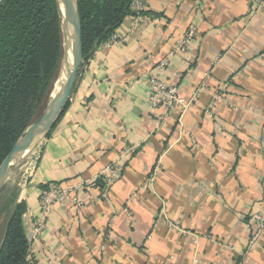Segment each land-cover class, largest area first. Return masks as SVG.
Listing matches in <instances>:
<instances>
[{
	"label": "crops",
	"instance_id": "crops-1",
	"mask_svg": "<svg viewBox=\"0 0 264 264\" xmlns=\"http://www.w3.org/2000/svg\"><path fill=\"white\" fill-rule=\"evenodd\" d=\"M143 5L145 16L127 17L118 41L84 62L52 135L12 174L27 203L31 256L37 264H264V233L252 242V216L264 212V9L255 0ZM151 75L187 100L203 90L182 117L159 123ZM125 149L133 153L124 175L103 194L94 183ZM64 182L90 184L82 208L58 205L32 238L40 190Z\"/></svg>",
	"mask_w": 264,
	"mask_h": 264
},
{
	"label": "trees",
	"instance_id": "trees-1",
	"mask_svg": "<svg viewBox=\"0 0 264 264\" xmlns=\"http://www.w3.org/2000/svg\"><path fill=\"white\" fill-rule=\"evenodd\" d=\"M77 2L85 61L127 17L147 14L134 10L133 0ZM62 56L57 0H0V166L26 129L40 117L60 73ZM94 186L103 191V178L99 177ZM21 195L16 185L6 184L0 191V219L5 221L1 224L0 264H37L24 227L27 203Z\"/></svg>",
	"mask_w": 264,
	"mask_h": 264
},
{
	"label": "built area",
	"instance_id": "built-area-1",
	"mask_svg": "<svg viewBox=\"0 0 264 264\" xmlns=\"http://www.w3.org/2000/svg\"><path fill=\"white\" fill-rule=\"evenodd\" d=\"M133 7L138 12L145 11L143 0H133ZM256 10L264 9V0H255ZM143 15L139 14L137 18L141 19ZM193 37L191 32L183 43L180 45V51L184 52L188 46L189 40ZM118 41L116 34H114L108 41L107 44H113ZM169 66V61L164 60L160 64V68L164 69ZM148 88L150 92V102L152 108L158 114V122H166L169 117L176 113L182 117L191 107L193 101L198 97L203 89H200L193 97L189 100L184 98L178 86L171 81L160 78L156 75H151L148 78ZM222 98L220 96L216 97V100ZM213 107V104L211 105ZM211 115V110H208ZM37 150L33 155L38 153ZM133 150L125 149L119 155V157L114 160L109 166H107L101 173L100 177L103 178L105 182V188L103 189V194L114 185L118 180H120L125 172V161L131 157ZM32 155V156H33ZM31 156V157H32ZM29 160V158L27 159ZM26 160V161H27ZM29 176L32 177L34 171L29 170ZM90 185V184H88ZM87 184H74L71 185L67 182L64 183H54L49 184L47 188L40 190L39 195V205L41 209V215L39 219L34 224V234L32 238L41 235L51 219V216L58 205L67 206L75 209H80L83 206V202L80 198V193L88 187ZM253 221V233L252 242H256L264 233V212L254 213L252 216Z\"/></svg>",
	"mask_w": 264,
	"mask_h": 264
},
{
	"label": "water",
	"instance_id": "water-1",
	"mask_svg": "<svg viewBox=\"0 0 264 264\" xmlns=\"http://www.w3.org/2000/svg\"><path fill=\"white\" fill-rule=\"evenodd\" d=\"M63 39V56L60 67V85L51 94L40 117L31 124L17 141L8 157L0 166V191L18 166L39 150L48 134L60 120L70 101L74 86L85 62L83 52L82 21L77 0H57ZM72 62L67 64L69 53ZM58 79V78H57Z\"/></svg>",
	"mask_w": 264,
	"mask_h": 264
},
{
	"label": "rangeland",
	"instance_id": "rangeland-1",
	"mask_svg": "<svg viewBox=\"0 0 264 264\" xmlns=\"http://www.w3.org/2000/svg\"><path fill=\"white\" fill-rule=\"evenodd\" d=\"M63 40V39H62ZM48 101H49V99L46 101V103H45V105H44V107H43V110L45 109V107H46V104L48 103ZM43 112V111H42ZM42 114V113H41ZM40 114V115H41ZM34 158V155L32 156V157H30L29 158V161L31 160V159H33ZM28 161V160H27ZM27 161H25L24 163H26ZM24 163H22V164H24ZM21 166V165H20ZM17 168H19V166L17 167ZM17 168H16V170H17ZM23 180L24 179H20V183L21 184H23ZM9 187L11 186H14V185H16V183L14 182V175L12 176H10V178L8 179V181H7V183H6ZM16 186H18L21 190H22V186L21 185H16ZM22 192V191H21ZM5 221H1V219H0V235H1V224H3Z\"/></svg>",
	"mask_w": 264,
	"mask_h": 264
},
{
	"label": "bare ground",
	"instance_id": "bare-ground-1",
	"mask_svg": "<svg viewBox=\"0 0 264 264\" xmlns=\"http://www.w3.org/2000/svg\"><path fill=\"white\" fill-rule=\"evenodd\" d=\"M72 62V54H71V52L69 53V56H68V61H67V64H70ZM61 75L58 77V79L56 80V82H55V85H54V88H53V91H52V93L53 94H55L56 93V91H57V89H58V87H59V85H60V81H61ZM16 178V177H15Z\"/></svg>",
	"mask_w": 264,
	"mask_h": 264
}]
</instances>
